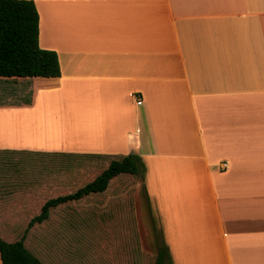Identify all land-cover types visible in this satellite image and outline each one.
Returning a JSON list of instances; mask_svg holds the SVG:
<instances>
[{
  "label": "crops",
  "instance_id": "crops-1",
  "mask_svg": "<svg viewBox=\"0 0 264 264\" xmlns=\"http://www.w3.org/2000/svg\"><path fill=\"white\" fill-rule=\"evenodd\" d=\"M32 1L60 76L14 80L29 95L0 102V157L136 154L171 264H264V0ZM8 181L0 227L25 221ZM132 228L98 257L139 264Z\"/></svg>",
  "mask_w": 264,
  "mask_h": 264
},
{
  "label": "rangeland",
  "instance_id": "rangeland-1",
  "mask_svg": "<svg viewBox=\"0 0 264 264\" xmlns=\"http://www.w3.org/2000/svg\"><path fill=\"white\" fill-rule=\"evenodd\" d=\"M14 80L18 79L0 80V102L17 97L18 91L28 97L27 86ZM1 160L11 163L0 167V177L9 178L5 186L16 205L13 213L25 220L13 227H0L3 240L14 242L23 237L25 247L43 264H62V255L67 264L75 260L79 264H106L97 255L99 242L109 236L122 239L121 227H139V232L132 228V240L136 241L139 234L150 253L139 257L133 247L131 253L139 264H153L156 240H163V234L158 217L146 201L140 177L121 176L105 194L52 208L48 220L29 227L47 200L74 193L106 169L110 160L26 153L7 154L0 157V164ZM117 191L123 196L111 198Z\"/></svg>",
  "mask_w": 264,
  "mask_h": 264
},
{
  "label": "trees",
  "instance_id": "trees-1",
  "mask_svg": "<svg viewBox=\"0 0 264 264\" xmlns=\"http://www.w3.org/2000/svg\"><path fill=\"white\" fill-rule=\"evenodd\" d=\"M39 16L32 0H0V78H57L60 66L56 53L38 45ZM145 167L136 154L112 160L91 182L74 193L47 200L29 227L48 219L49 210L107 189L109 181L121 174L143 178ZM1 264H42L24 245V238L7 242L0 236ZM171 264L169 248L156 240L153 264Z\"/></svg>",
  "mask_w": 264,
  "mask_h": 264
},
{
  "label": "bare ground",
  "instance_id": "bare-ground-1",
  "mask_svg": "<svg viewBox=\"0 0 264 264\" xmlns=\"http://www.w3.org/2000/svg\"><path fill=\"white\" fill-rule=\"evenodd\" d=\"M61 125H62V124H61ZM56 127H57V126H56ZM52 129H53V128H52ZM52 129H50V130L52 131ZM55 129H56V128H55ZM56 130H58V132H59V131H60V128H59V129H56ZM49 132H50V131H49ZM54 132H56V131L54 130ZM45 133H46V132H45ZM45 133H44V134H45ZM51 133H52V132H51ZM61 133H62V132L59 133L60 136H61ZM53 134H54V133H53ZM54 135H55V134H54ZM62 135L64 136L63 133H62ZM50 136H51V135H50ZM45 137H48L47 134H46ZM50 138H52V137H50ZM56 138H57V136H56ZM47 139H48V138H47ZM59 139H60V138H59ZM50 140H51V139H50ZM52 140H53V139H52ZM52 140H51V141H52ZM60 142H61V141H59V143H60ZM52 143H53V141H52Z\"/></svg>",
  "mask_w": 264,
  "mask_h": 264
},
{
  "label": "built area",
  "instance_id": "built-area-1",
  "mask_svg": "<svg viewBox=\"0 0 264 264\" xmlns=\"http://www.w3.org/2000/svg\"><path fill=\"white\" fill-rule=\"evenodd\" d=\"M141 104V101H137V105H140ZM222 168H226L225 164L222 165Z\"/></svg>",
  "mask_w": 264,
  "mask_h": 264
}]
</instances>
